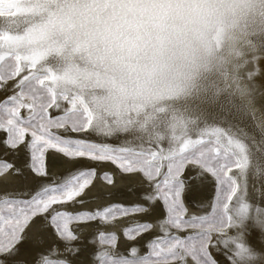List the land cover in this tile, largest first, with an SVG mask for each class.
Wrapping results in <instances>:
<instances>
[{
  "label": "snow or ice",
  "instance_id": "obj_1",
  "mask_svg": "<svg viewBox=\"0 0 264 264\" xmlns=\"http://www.w3.org/2000/svg\"><path fill=\"white\" fill-rule=\"evenodd\" d=\"M84 31L192 75L128 97ZM0 264H264V0H0Z\"/></svg>",
  "mask_w": 264,
  "mask_h": 264
},
{
  "label": "clouds",
  "instance_id": "obj_2",
  "mask_svg": "<svg viewBox=\"0 0 264 264\" xmlns=\"http://www.w3.org/2000/svg\"><path fill=\"white\" fill-rule=\"evenodd\" d=\"M124 36L127 41L130 36L127 30ZM64 43L74 54L71 60L74 71L87 78L95 74V67H102L107 70L106 76L114 79L128 97L141 91L166 92L192 75L191 49L170 46L171 56L154 58L149 52L146 56L126 59L125 42L105 43L91 38L87 31L77 32L74 38L65 39ZM154 46H149L150 51Z\"/></svg>",
  "mask_w": 264,
  "mask_h": 264
},
{
  "label": "bare ground",
  "instance_id": "obj_3",
  "mask_svg": "<svg viewBox=\"0 0 264 264\" xmlns=\"http://www.w3.org/2000/svg\"><path fill=\"white\" fill-rule=\"evenodd\" d=\"M104 186V185H102ZM115 190L120 192V193H123L125 194V197H127L128 193H129V185L127 182H122L119 180V178H117V183L115 185ZM121 202H124V203H127L129 202L128 199H122ZM189 212L192 213V212H198V209L193 206V205H189ZM132 218V217H129L123 221H121V225L123 224H127L129 222V219Z\"/></svg>",
  "mask_w": 264,
  "mask_h": 264
},
{
  "label": "rangeland",
  "instance_id": "obj_4",
  "mask_svg": "<svg viewBox=\"0 0 264 264\" xmlns=\"http://www.w3.org/2000/svg\"><path fill=\"white\" fill-rule=\"evenodd\" d=\"M189 213H190V212H189ZM190 214H191V213H190ZM132 218H133V217H132ZM132 218L129 219V222H130V220H131Z\"/></svg>",
  "mask_w": 264,
  "mask_h": 264
}]
</instances>
